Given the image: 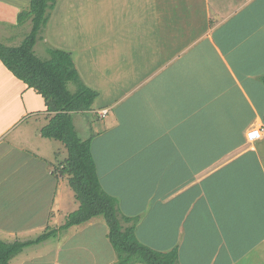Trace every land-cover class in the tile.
I'll return each mask as SVG.
<instances>
[{
  "label": "crops",
  "instance_id": "crops-1",
  "mask_svg": "<svg viewBox=\"0 0 264 264\" xmlns=\"http://www.w3.org/2000/svg\"><path fill=\"white\" fill-rule=\"evenodd\" d=\"M95 1L86 9V0L57 1L42 36L71 54L97 92L90 150L101 188L135 219L140 243L176 249L178 264H264V134L247 137L264 126V4L136 0L128 13L154 19L149 32L136 25L126 42L109 38L110 73L97 75L83 73L79 43L68 39L71 18L83 27L87 12L104 13ZM116 1L108 10L118 21L126 11ZM28 4L0 0L3 28L18 26ZM57 8L62 42L48 38ZM49 117L41 95L0 61V240L54 231L9 264H114L103 217L60 228L79 203L62 188L67 175L53 172L61 145L40 132Z\"/></svg>",
  "mask_w": 264,
  "mask_h": 264
},
{
  "label": "trees",
  "instance_id": "trees-1",
  "mask_svg": "<svg viewBox=\"0 0 264 264\" xmlns=\"http://www.w3.org/2000/svg\"><path fill=\"white\" fill-rule=\"evenodd\" d=\"M56 2L29 0L28 6L17 13L16 22L22 24L30 20L31 29L17 45L0 41V61L14 77L41 95L46 111L50 113L40 130L41 135L61 142L67 151V156L53 172L67 175L79 206L66 216L60 228L66 229L101 216L108 228L107 238L116 253L114 264H178L176 249L163 252L140 243L134 235L135 219L122 215L117 200L101 188L90 150L92 134L81 138L73 122L75 113L91 110L97 92L81 80L68 51L50 48L46 58L37 56L34 51ZM262 81L264 84V76ZM69 83L73 84V90L69 89ZM262 120L264 123V113ZM123 222L133 223L124 226ZM52 232L46 231L24 241L0 240V264H9L10 259L24 248L43 242Z\"/></svg>",
  "mask_w": 264,
  "mask_h": 264
},
{
  "label": "rangeland",
  "instance_id": "rangeland-1",
  "mask_svg": "<svg viewBox=\"0 0 264 264\" xmlns=\"http://www.w3.org/2000/svg\"><path fill=\"white\" fill-rule=\"evenodd\" d=\"M17 2V0H15ZM59 3V0H57ZM95 0H86V8H94L95 6ZM109 2L110 0H103L101 9L104 10V13H101L100 15H93L92 12H87V22L82 27L80 25L81 18L78 17L76 19L71 18L69 30H68V39L71 41V43L75 44L76 42L79 43V46L77 47L78 53H76L77 59L81 60L83 59L86 63L83 64V66L86 67L83 68V73L88 72V68L93 74L100 75L101 72L110 73V67H111V61L109 56V47L111 49L110 40L113 36V43L120 44L121 42H126V40L129 38V36L126 37L127 29L129 30V27L134 28L133 26L138 25L137 27L139 29H144L143 31L149 32L147 27L152 26V22L154 19H151L150 17L139 15L138 17H135L131 13H128V9L131 6H135L138 1L136 0H117L115 3L118 4L119 10L124 9L126 11V16L123 12L119 11L118 14V21L116 14H111L109 12ZM92 3V4H90ZM175 1L171 0L167 2V6L170 4L171 8L175 7ZM260 5L264 4V0H259L258 2ZM211 3L210 5H212ZM235 5V4H234ZM258 5V4H257ZM137 9H142L141 6L137 7ZM57 18L55 20H52V30L50 27L49 32H51L50 36L48 38L53 42V40L60 39L61 42L63 41V38L66 40L65 36L62 34V31L57 32L58 27H61L60 20H61V13L60 9L57 8ZM8 12V11H7ZM136 18H138V21H136ZM58 19V20H57ZM55 23V24H54ZM150 24V25H149ZM175 24V23H174ZM186 24V23H185ZM173 24L167 23L168 27H171ZM17 26V25H16ZM15 28H3V22L0 23V41L7 44V45H17L19 44L23 38L29 33L31 29V22L30 20L23 23V25L18 24V26ZM2 27V28H1ZM146 27V28H144ZM3 30V31H1ZM46 31H44L45 33ZM43 33V32H42ZM135 35V33H134ZM42 39L37 40L34 51L37 56L41 58L49 57L48 50L52 48L53 46H49L46 42V37H41ZM102 54V55H101ZM88 55L90 57H94V55L99 57L101 55L98 62H93L88 58ZM89 71V72H90ZM74 86L72 83H69V89L73 90ZM93 111H89L88 113H75L73 115V122L75 125V128L81 138H87L89 135L92 134L93 127L95 126L93 124ZM95 123V122H94ZM60 147L61 150L59 152H56L53 155L52 162L56 166L58 163L61 162V159L65 156H67V151L63 144L61 142ZM62 188L66 191V193L72 198L74 196L73 191L71 190L70 186L68 185L67 180H64L62 182ZM66 220V218H65ZM42 246V245H40ZM141 264V263H140Z\"/></svg>",
  "mask_w": 264,
  "mask_h": 264
},
{
  "label": "built area",
  "instance_id": "built-area-1",
  "mask_svg": "<svg viewBox=\"0 0 264 264\" xmlns=\"http://www.w3.org/2000/svg\"><path fill=\"white\" fill-rule=\"evenodd\" d=\"M108 110L107 109H102L98 111L99 116H105L107 114ZM264 134V126L262 128H253L247 133V137L249 139H256L261 137V135Z\"/></svg>",
  "mask_w": 264,
  "mask_h": 264
}]
</instances>
